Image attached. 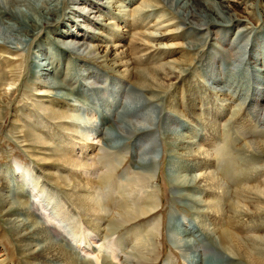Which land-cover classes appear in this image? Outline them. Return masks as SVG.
<instances>
[{
    "label": "bare ground",
    "instance_id": "obj_1",
    "mask_svg": "<svg viewBox=\"0 0 264 264\" xmlns=\"http://www.w3.org/2000/svg\"><path fill=\"white\" fill-rule=\"evenodd\" d=\"M81 1L89 3L86 0H0V53H11L16 59L23 55V60L18 64L14 59L0 61V120L4 108L1 104L15 98L17 86L22 82L24 73L33 78L42 77L37 82L49 89V97L55 103V106L48 110V117L62 121L69 129L80 125L83 130L79 133L81 137L75 134L80 141L73 137L69 139L70 136L59 135L56 138L52 136L51 139L56 140L60 150L55 149L58 154L51 156L49 160L60 167L81 168L78 176H82L84 182L80 186L75 180L79 188L72 196V205L75 209L72 211L73 214L79 213L80 209L89 215L90 219L84 218L85 222L82 221L96 232L104 222L107 224V229L99 236V240H95V236L89 234L92 237L89 238L91 242H88V249H81L79 245L82 242L77 245L78 238L76 240L73 235L70 236L78 249L73 253L76 256L74 259L69 248L66 250L57 241L54 226L58 223L48 212L50 209L48 205L55 199L50 189L52 186L38 182V176L35 174L38 168L22 173L20 180L19 176L11 177L12 182L24 187L26 194L31 193L33 201L41 207L40 210L36 209L30 199L23 202L11 195H3L1 192L4 186L0 188V218L6 223L8 231L19 245L26 263L82 264L77 260V256H91L93 264L99 262L102 264L104 260L97 259L95 253L102 248L100 242L106 241H109L110 249L111 246L117 247L115 253L116 251L118 253L109 256L110 260H115L117 255L123 253L125 247L138 253L149 247L142 242L145 239L142 234L147 232L149 225L142 227L144 229L142 231L137 224L153 212L155 203L134 192L142 185L139 175L137 178L127 180L128 188L122 190V200L116 206L113 202V193L105 197L102 194V190L110 193V189L114 192L121 188L122 178L120 181L111 180L108 162L110 164L112 161L107 160V164L103 163L102 159L107 158L106 154L101 152L98 158L101 163H93L96 168L92 169V172L96 177L92 179L86 175L91 167L86 161L80 160L79 154L75 158L73 155L77 142L79 144L81 140L83 142L80 144L79 153L84 154L87 149L93 148V144L99 143L107 148L117 149L128 136L134 138L133 147L137 149L132 168L139 171L150 169L156 153L153 147L158 138L150 136L147 131L159 125L162 127V141L169 155L166 168L169 187L177 192L176 199H181L180 202L193 213L192 221L176 220L175 226L171 229L174 247L184 251L185 258L190 260L191 264H264V180L260 178L264 176V58L259 53L261 45L259 41L253 44V40H250V26L239 25L245 18L232 12L231 6L222 0H142L139 7L132 10L125 9L128 7L123 0H108L101 2L102 6L93 7L98 9L96 12L99 14L96 18L98 21L91 22L89 26L99 23L102 27L111 28L113 27L111 22L101 24L109 14V11L106 13L107 9L110 11L113 9L115 12L112 14L116 15L119 12L122 14L129 12L128 14H132L136 20L154 11L168 13L159 17L157 26H150L153 29L166 23L160 27L169 29L164 31L165 33L134 32L130 34L129 41L135 42L138 46H145L146 43L140 42L144 36L153 41L163 37L180 38L182 42L179 44L155 43L149 47L158 52L179 50L183 62H157L147 67L141 64L143 67H139V60L143 62L142 56L134 57L133 60L127 58L124 51L118 52L120 44L112 42L102 31H94L96 38L100 39V44H90L80 37L82 34L72 30L82 18L78 16L82 9L78 7ZM257 1L247 0L250 2L247 6L250 11L245 12L247 20L248 16L253 15ZM65 3L71 6H65ZM90 4L94 5L95 2L90 0ZM259 16L264 23V14ZM75 27L74 29L77 28ZM231 28H234V34L230 47L234 44L236 49L226 51L230 56L228 63H221L222 69L218 70L212 56L202 64L206 56L201 54L207 41L211 39L215 44L221 38H218L219 31H230ZM262 28L264 29V24ZM92 38L89 36V39ZM106 39L111 43L105 42ZM29 48L36 52L34 58L29 57ZM77 52L92 54L91 60L112 75V85L117 88L111 89L110 98L104 99L100 96L102 93L100 78L103 75L94 71L90 76L89 71L87 72V68L90 67L78 61L88 56ZM196 63L203 67L201 71L206 79L207 88L215 89L214 94L216 93L221 100L229 102L234 95H240V100L236 103L238 113L235 112L226 120L223 132L220 134L219 128L216 127L217 130L211 128L216 137H225L229 130L236 133L232 146L225 148L224 144L223 149L217 150L213 155L212 161L208 160L211 155L195 149L200 139L197 140L187 133L188 123H195L198 117L195 105L200 102H197V99L204 94L202 91L204 87L189 77ZM84 71L89 75L88 82L82 80ZM182 80L184 98L166 100L168 87L171 88L173 84ZM37 82L33 81V84ZM160 83H164L165 88H162ZM109 100L112 101L111 104ZM9 102L5 103L6 107L9 106ZM68 102L80 104L92 117L76 125L74 116L77 113ZM245 103L247 118L242 119V123L235 127L236 117L240 110H243ZM164 113H167L165 120L158 121L159 115ZM40 126L45 129L49 127L45 122ZM234 129L241 131L237 132ZM190 132L195 133L193 130ZM45 138L50 136L46 134L32 138L29 136V139L40 146H46ZM144 142L148 148L143 146ZM215 158H220L223 165L216 164ZM189 160L203 161V167L201 166L203 170L194 172L192 168L195 164ZM237 160L240 161L239 167L234 163ZM99 164L102 166L106 164L105 171L99 173L97 169ZM39 168L41 173H49L45 165L41 167L39 165ZM238 169L242 176L236 180L232 175L238 173ZM109 170L110 173L107 174ZM13 171L10 172L13 174ZM52 181L58 183L56 180ZM227 184L232 186V190ZM60 187L62 188L61 185ZM197 192H204L206 197H198ZM41 196H44L43 200ZM60 199H56L54 207L65 205V201ZM46 200L48 203H45ZM5 206L8 208L3 211ZM65 207L68 208L66 205ZM202 212L208 214L214 221L211 227L206 225L205 221L202 222V216L197 217ZM154 228V225L150 226L151 232ZM117 231H122L123 235L121 238L113 239ZM205 251L211 252V255H206ZM214 256H218L219 259Z\"/></svg>",
    "mask_w": 264,
    "mask_h": 264
},
{
    "label": "rangeland",
    "instance_id": "obj_2",
    "mask_svg": "<svg viewBox=\"0 0 264 264\" xmlns=\"http://www.w3.org/2000/svg\"><path fill=\"white\" fill-rule=\"evenodd\" d=\"M86 1H89L90 3V0H86ZM103 1H108V0H91V2L93 3L95 2L94 5L91 4L89 5V3H84L83 1L78 3V7L80 9L82 8L78 16L79 17L81 16L82 18L81 19L78 18L80 19V23L78 24L76 23L77 25H75L78 28V31L75 26L74 27L76 29L72 27V30L78 32L79 34H82L80 35V37L82 36V38H84L90 44L92 43L100 44L99 43L100 39L96 38L97 36L94 35V31L95 32L98 30L102 31L104 35H107V37H109V39L112 40V42L118 45L120 44L118 52L124 51L125 56H127V58L133 60L134 57L142 56L143 62L139 60L140 62V63L138 62L139 67H143L141 64H144V66L147 67L157 62L158 63L161 62L172 63L173 61L183 62V58L179 50L171 51V52H167V51L158 52L149 47L150 45H154L155 43H162L167 45L179 44L182 42L180 38L163 37L160 38L159 40L153 41L151 39L145 38L144 36L142 37L141 39L142 41L140 42H143L144 44L146 43L145 46L144 45L138 46L135 44V42L130 43L129 41L131 40L130 34L134 32L157 34L169 30V29L160 28L161 26L166 25V23H163L162 25L155 27L153 29L150 27L151 25L157 26L159 17L162 14L168 15L167 12L162 13V11H154L152 14L146 17L142 19L137 18L136 20L134 19L132 14H128L129 12L128 13L125 12L123 14L119 12V14L116 15L115 13L112 14V12L114 11L113 9L111 11L107 9V11L106 10L104 11H106V13L109 11V14H107L108 15L106 16L107 18L105 19V21L101 22V24H104L105 22L107 23L111 22L113 26L112 28L109 26L102 27L99 23L97 24L95 23L94 25L89 26L91 22L98 21L96 20L97 16H99V14L96 13L98 9L93 7L102 6V4L100 3ZM123 1L124 4L128 7L125 9L128 10L129 9L132 10L135 7L136 8L139 7V5L142 2V0H123ZM222 2L230 5L232 12L240 14L243 18H245L241 21L239 25L242 26L248 24V26H250L251 28L250 40H253V44L256 41H259V43L261 44L259 45V53H261L260 56L264 58V54H262V52H264V47H263L264 29L262 28L264 23L262 17H260L261 15L259 16V14H264V0H258L256 2L254 13L253 15L248 16V20L245 12L250 11V9L247 8L250 2H247V0L246 1L240 0V2L222 0ZM65 6L70 7L71 5L65 3ZM65 9L67 11V7H65ZM233 30L234 28H231L230 31L220 30L218 38L220 37L221 38L215 44L212 42L211 39L207 41V43L203 47L204 49L201 54L203 56H206V58L202 61V64L205 63V60L207 58H211L212 56L215 58L214 59L215 66L217 67L218 70L222 69V67L220 66L221 63H226V64L228 63L230 56L226 53V51H229L230 49L231 50L236 49L234 44L230 47L231 39L234 34ZM89 36L93 38L89 39ZM105 42L111 43V41H109L108 39H106ZM23 53L25 54V52ZM29 53H30L28 54L30 55L29 57L34 58L36 52L29 48ZM77 53H82L84 55H87L86 54L87 52H77ZM25 55L27 56V54ZM87 56L88 57L84 56L83 59L80 60L76 59V60L80 61V63L83 62L84 64L88 65L87 67H90L87 68V72L89 71L88 74L90 73L89 74L90 76H92V72L94 71H97L99 74L103 75V77L100 78V82L102 83V87H101L102 93L100 96L106 99L109 96H111L110 95L111 89L114 90V88L115 89L117 88L112 85L113 77L112 75L107 73V71L103 69L100 66V64H96L91 60V58L93 57L92 54L88 53ZM2 59L5 60L14 59L15 63L18 64L20 61L23 60V55L18 56L17 57L18 60H17L15 56L11 53H4V54L0 53V61ZM117 59L118 58H115V60ZM201 67L202 65L199 66V63H196L189 73V77L194 78L199 84H201L204 87L202 89L204 94L203 96L201 95L202 97L197 99V102H200V104L195 105V108L197 109L196 114L198 115V117H196L197 120L195 121V123H190V122L188 123L189 129H187V133H189L188 135L195 137L197 140L200 139V142L197 145V147L195 146L196 147L195 149L198 148L197 150L202 151L203 153L205 152L209 156L211 155L208 160L212 161L214 158L213 155L216 153L217 150L219 151L222 150L224 144H225V148L228 146L229 147L232 146V141L236 133L234 134L232 133L231 130H229L225 137L224 136L216 137L213 131L219 128L221 131L219 132L221 134L223 132V128H225L226 120L229 119L231 115L234 114L235 112L238 113L236 103L238 100H240L239 99L240 95L239 96L234 95L233 97H231L229 102H227L226 100L225 101L221 100L216 95V93L214 94L215 89L211 90L210 88H207L208 86H206L207 83L205 82L206 79L202 73L203 67L202 68ZM88 74H86V72L84 71L82 76L83 81L88 82L87 80L89 78ZM36 77L37 78H33L30 77V75L24 73L22 77V82L17 86V94L15 98L10 102L6 101L9 102L8 107H6L5 105L6 102L5 101L3 102L1 99V101L3 102L1 106L4 107L2 108L3 116L0 120V188L2 185L4 186L1 193H3V195H11V197L13 198L21 199V201L23 202L27 199L33 201L32 197L30 196L31 193L26 194L24 191V187H20L16 183L14 184L12 182L11 177H18V176L20 177L22 173L31 171L34 168L36 169L38 168L35 173L36 176H38V182L46 183V185L50 187L52 186L51 188L50 187L49 188L52 190L55 199L53 200V203L48 205V208H50L48 212L50 217H52V219L58 223L57 226L55 225L56 227L54 226L55 228L54 231L58 237L57 241H59V243L62 244V247L63 248L65 247L66 250H68L69 248L70 255H72V257L75 259L76 256L73 255V253L78 251V249L76 248L77 246H75L71 241L70 236L73 235L72 237L76 238V240L78 238L79 241L77 242V245H79V243L82 242L81 245H79L81 249L82 248L88 249L87 248L88 242H91L89 241L90 236L93 234L92 236H95L94 239L96 238L95 240H99L100 239L99 236L102 235L104 231H106L107 224L106 222H104L100 226V229L96 232L95 229L89 227L84 223L85 221L83 219L84 218L85 220L86 218L90 219L89 215L84 214L83 211H81L80 209H79V213H76V215L73 214L72 211H74L75 209L72 205L73 204L72 196L73 193H76L79 188V186H76L77 182L75 180L79 182L80 186L84 182L83 177L78 176L79 175L78 171L81 172L80 170L81 168L79 169V167H77L78 170L76 169V167L72 169H68L67 167H60L49 160L51 156H55L56 154H58L57 153L58 151L56 150H60V148H58V145L56 144V140L51 139V137L53 136V138H56V136L59 135L63 137L70 136L69 139L73 137L76 138L77 141H80V138H78L77 136L81 137L79 133L83 132V130L80 128L81 126L79 125L80 126L79 127L77 124L92 116H90L91 114H89L88 111L85 110V108H83L80 104H77L75 102H68L71 104V107L75 109L76 111L75 113L78 114V116H76L77 114L74 116L75 117L74 122H76L77 125L76 127L69 129V127H66L62 121L49 118L48 114L50 108L55 106V103L49 97L50 96L48 94L49 89L43 86L42 83L37 82L41 80L42 77L39 76ZM33 81L37 82V84L35 83L33 84ZM182 81L173 84L171 88L168 87L166 100H170V98L172 100L175 99L181 100L184 98V92L182 88L184 81L183 82ZM164 83L162 84L160 83L162 88H165ZM90 91L95 92V90L92 89H90ZM219 91L222 92L220 89ZM7 98L10 97L7 96ZM111 102L112 101L109 100V104H111ZM245 104L246 105L243 106L244 108L242 107L243 110H240L238 114L239 117L238 116L236 117L235 122L237 121V124L235 123V127L236 126L238 127L240 123H242V119L247 118V108H246L247 103ZM166 114L167 113L159 115L160 117L158 118V121L159 119L161 121H164ZM36 119H38L40 122L39 121L35 122L34 120ZM43 122L49 125V127L46 129L41 127L40 125H42ZM211 128L214 130L211 131ZM191 130H193V132L195 133L190 134ZM238 130L236 131L238 132ZM246 130H247V126H245V131ZM72 131L75 132L73 133ZM43 133L50 136V138L47 139L45 138V142H47L46 146H40L35 142H33L31 139H29V136L31 138L37 135L43 136L44 135ZM75 134L77 136H75ZM147 134H149L152 137L158 138L155 147H153V149L155 148L154 153L155 152L156 153L155 156L153 157L154 158L153 166L150 169H140V171L138 169L132 168L131 166L134 159V153L137 152V149H134L133 147L134 138L128 136L125 137L124 138L125 140H123V143L117 149L107 148L99 143L96 145L93 144L94 145V146L92 145L93 148H89V150L87 149V151H85L84 154L83 153L80 154L79 149H80V144H82L83 142L82 140L81 143L79 144L77 142V145L75 147L73 157L75 158L79 154L78 156H80L81 158L80 160H83L84 162L86 161L87 165L91 167V170L88 171V173H86V175H88L89 178L93 179L96 177L94 172H92V169L96 168V166L93 165V163L95 162L101 163L100 161H98L101 152H104L107 158L104 160L102 159L103 163L107 164V160L112 161L110 164L108 162L109 169L111 170V180L120 181L122 178L123 180L120 181L121 188H117L114 192H112V190L110 189V193H108L107 190H102V194L105 197V196H110L113 193L112 194L113 202L116 206L122 200L121 198L123 197L122 190L128 188L127 180L129 179L132 180V178L135 177L137 178L138 175L139 178H141L142 180V185L138 186V188L135 189L134 192L138 193L137 194L138 196L141 195L147 198L148 200L154 201L155 203L154 204L155 208L153 212H151L147 217L144 218V220L140 221L137 224V227L142 231H144L143 229L144 226L149 225L147 232H144V234H142L143 238H145L142 242L145 243L146 246L149 245V247L140 253L134 252L130 248L125 247V249H123V253L121 252L119 255H117L115 260H110L111 255H116L118 253L117 251L115 253V248L117 247L114 246L112 248L111 246L110 249L108 247L109 241L103 243L100 242L102 244V248L101 250H99L100 249L99 248L97 253L95 254L97 259L99 258L100 261L104 260L102 264H166V263L191 264V261L185 258L184 251H180L174 247L172 243L173 236L171 234L172 232L171 229L175 226V222L177 219H180L182 222H184L183 219L192 221L193 213L184 204H182V202H180L181 199L178 200L176 199L177 192L173 190L171 187H169L166 177L167 159L169 155L162 141V127L159 125L157 126V128L151 127V129H148ZM147 137L150 138L149 136ZM87 143L90 144V142ZM143 146L147 147L148 145L147 143L144 142ZM189 161L195 164L194 168H192V170L194 169L193 170L194 172H200L203 170L202 168L203 161L201 160L199 161L189 160ZM215 163L219 164L220 166L223 165V163L220 161V158H215ZM234 163L236 164L237 167L240 166V161L237 160L234 161ZM39 165L40 167L41 165L42 166L45 165V168L49 169V173H44V174L41 173L40 170L41 168H39ZM105 165L104 166L100 164L97 165V169L99 170V173L105 171L104 168ZM198 165L200 167L202 166L201 169ZM110 170L108 171L107 174L110 173ZM141 170L143 172H141ZM10 171H13L14 173L12 174ZM241 176L242 173L239 169H238V173L232 175V177L235 178L236 180L241 178ZM260 178L261 180H264V176ZM20 179L21 177L19 178V180ZM52 180H56L58 183H54ZM59 184L62 186V188L60 187ZM227 186H229V189L232 190V186H230L229 184H227ZM196 195L200 198L206 197V194L204 192L202 193L197 192ZM43 197L44 196H41L42 200ZM58 198H61L60 200L65 201L64 204L68 206V208H66L65 205H56L57 207L56 206L54 207L53 205L56 203V199L58 200ZM230 198H232V194ZM45 203H48V201L46 200ZM32 204L36 209L39 210L41 209V207L37 202L33 201ZM225 207L227 206L225 205ZM3 208H5L3 211H5L8 208V206H5ZM56 209L58 212H56ZM115 212L116 211H114V213ZM197 217H201L202 222L205 221V224L209 226L212 224V222H214L211 219V217L208 216V214H205V212L200 213V215H198ZM151 225L155 226L152 232L150 230ZM65 231L66 232L68 231L69 233H66ZM122 231L115 232V234L113 235V239L121 238L123 235ZM98 232L99 234H97ZM106 252H108L109 255ZM205 254L211 255V252L205 251ZM214 258L219 259L218 256H214ZM77 260L82 264H93L94 262L91 256L88 257L77 256ZM225 262H227V259L225 260ZM0 264H27L26 258H24L20 252L19 245L14 240L13 236L7 229L6 223L3 220H1V218H0ZM98 264H100V262Z\"/></svg>",
    "mask_w": 264,
    "mask_h": 264
}]
</instances>
